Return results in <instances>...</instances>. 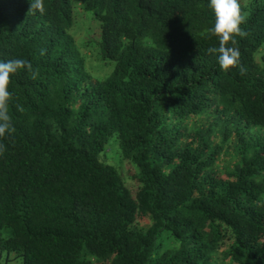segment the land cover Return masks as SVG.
Returning <instances> with one entry per match:
<instances>
[{
    "label": "trees",
    "instance_id": "16d2710c",
    "mask_svg": "<svg viewBox=\"0 0 264 264\" xmlns=\"http://www.w3.org/2000/svg\"><path fill=\"white\" fill-rule=\"evenodd\" d=\"M239 3L222 71L208 0H0V61L32 68L0 138V264H264V0Z\"/></svg>",
    "mask_w": 264,
    "mask_h": 264
},
{
    "label": "clouds",
    "instance_id": "9594fccd",
    "mask_svg": "<svg viewBox=\"0 0 264 264\" xmlns=\"http://www.w3.org/2000/svg\"><path fill=\"white\" fill-rule=\"evenodd\" d=\"M29 13L44 12V0H29ZM208 7L214 13V25L208 30L218 39V48H211V53H217V63L222 71L234 68L240 56L239 49L235 47L233 37L240 33V25L244 22V13L239 0H208ZM233 46H229V42ZM31 72V64L24 59H10L0 61V138L10 135L12 131L11 118L8 113L11 92L10 79L19 71ZM5 145L0 143V154L5 151Z\"/></svg>",
    "mask_w": 264,
    "mask_h": 264
},
{
    "label": "rangeland",
    "instance_id": "374dc122",
    "mask_svg": "<svg viewBox=\"0 0 264 264\" xmlns=\"http://www.w3.org/2000/svg\"><path fill=\"white\" fill-rule=\"evenodd\" d=\"M113 141H111L110 143H109V145H108V148L110 147V146H112L113 145ZM113 159V160H112ZM112 159L111 160H109V164H111V165H113V166H115V167H117V168H119L120 170V172L125 176V178L128 180V178L131 176V175H128L127 174V170L123 167V165L122 164H119V162H118V160L114 157V156H112ZM135 170H136V172H138V169L135 167ZM2 264H22V261L21 260H12L11 262H6V261H4L3 260V262H2Z\"/></svg>",
    "mask_w": 264,
    "mask_h": 264
}]
</instances>
